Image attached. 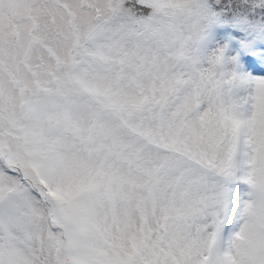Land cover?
<instances>
[{"label": "snow or ice", "instance_id": "1", "mask_svg": "<svg viewBox=\"0 0 264 264\" xmlns=\"http://www.w3.org/2000/svg\"><path fill=\"white\" fill-rule=\"evenodd\" d=\"M0 264H264V0H0Z\"/></svg>", "mask_w": 264, "mask_h": 264}]
</instances>
